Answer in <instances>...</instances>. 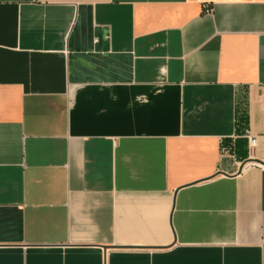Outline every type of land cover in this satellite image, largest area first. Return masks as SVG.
<instances>
[{
    "label": "crops",
    "instance_id": "obj_1",
    "mask_svg": "<svg viewBox=\"0 0 264 264\" xmlns=\"http://www.w3.org/2000/svg\"><path fill=\"white\" fill-rule=\"evenodd\" d=\"M247 163L264 0H0V264H264Z\"/></svg>",
    "mask_w": 264,
    "mask_h": 264
},
{
    "label": "built area",
    "instance_id": "obj_2",
    "mask_svg": "<svg viewBox=\"0 0 264 264\" xmlns=\"http://www.w3.org/2000/svg\"><path fill=\"white\" fill-rule=\"evenodd\" d=\"M205 12L207 14H210V13H212V10L210 8H206ZM247 137L249 139L250 146H255L256 143H257V139L249 137V135ZM252 166H257V167H259L260 169H262L264 171V164H258V163H247V164H244L243 165V170L248 169L249 167H252Z\"/></svg>",
    "mask_w": 264,
    "mask_h": 264
}]
</instances>
